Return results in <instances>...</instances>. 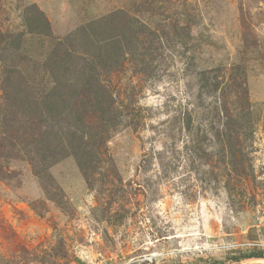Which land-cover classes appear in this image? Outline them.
Returning <instances> with one entry per match:
<instances>
[{
	"label": "rangeland",
	"instance_id": "obj_1",
	"mask_svg": "<svg viewBox=\"0 0 264 264\" xmlns=\"http://www.w3.org/2000/svg\"><path fill=\"white\" fill-rule=\"evenodd\" d=\"M0 264H264V0H0Z\"/></svg>",
	"mask_w": 264,
	"mask_h": 264
},
{
	"label": "trees",
	"instance_id": "obj_2",
	"mask_svg": "<svg viewBox=\"0 0 264 264\" xmlns=\"http://www.w3.org/2000/svg\"><path fill=\"white\" fill-rule=\"evenodd\" d=\"M91 87H95V83L92 84ZM252 256H259V257H262V254H261V253H255V254H253Z\"/></svg>",
	"mask_w": 264,
	"mask_h": 264
},
{
	"label": "water",
	"instance_id": "obj_3",
	"mask_svg": "<svg viewBox=\"0 0 264 264\" xmlns=\"http://www.w3.org/2000/svg\"><path fill=\"white\" fill-rule=\"evenodd\" d=\"M258 259H262V258L258 257Z\"/></svg>",
	"mask_w": 264,
	"mask_h": 264
}]
</instances>
